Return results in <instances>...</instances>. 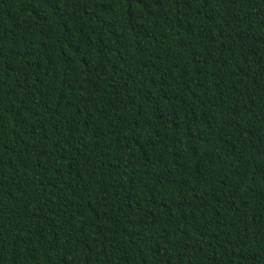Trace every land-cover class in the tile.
I'll return each mask as SVG.
<instances>
[{"label":"trees","instance_id":"16d2710c","mask_svg":"<svg viewBox=\"0 0 264 264\" xmlns=\"http://www.w3.org/2000/svg\"><path fill=\"white\" fill-rule=\"evenodd\" d=\"M0 264H264V0H0Z\"/></svg>","mask_w":264,"mask_h":264}]
</instances>
